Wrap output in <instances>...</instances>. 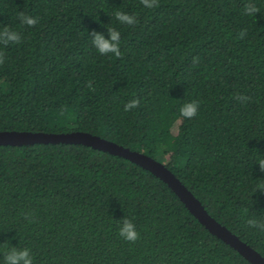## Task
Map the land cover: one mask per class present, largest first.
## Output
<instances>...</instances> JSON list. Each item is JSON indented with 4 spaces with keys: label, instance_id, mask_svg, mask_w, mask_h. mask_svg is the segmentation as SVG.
Returning a JSON list of instances; mask_svg holds the SVG:
<instances>
[{
    "label": "trees",
    "instance_id": "1",
    "mask_svg": "<svg viewBox=\"0 0 264 264\" xmlns=\"http://www.w3.org/2000/svg\"><path fill=\"white\" fill-rule=\"evenodd\" d=\"M158 3L0 0V28L22 35L0 45V130H82L157 158L264 256V231L246 223L264 221V0ZM116 11L138 23L121 25ZM20 12L39 22L22 26ZM108 27L121 33L120 59L92 45L89 33L109 38ZM132 99L139 106L124 111ZM193 100L197 115L181 117ZM125 218L135 243L118 234ZM24 247L34 264H252L159 177L72 143L0 145V264Z\"/></svg>",
    "mask_w": 264,
    "mask_h": 264
},
{
    "label": "water",
    "instance_id": "2",
    "mask_svg": "<svg viewBox=\"0 0 264 264\" xmlns=\"http://www.w3.org/2000/svg\"><path fill=\"white\" fill-rule=\"evenodd\" d=\"M35 143L83 144L129 159L167 183L185 203L189 211L213 235L236 249L252 264H264V256L214 218L194 193L161 160L144 152L133 150L130 147H126L100 135L82 130L60 133L0 130V145H25Z\"/></svg>",
    "mask_w": 264,
    "mask_h": 264
},
{
    "label": "clouds",
    "instance_id": "3",
    "mask_svg": "<svg viewBox=\"0 0 264 264\" xmlns=\"http://www.w3.org/2000/svg\"><path fill=\"white\" fill-rule=\"evenodd\" d=\"M140 4L148 9H153L159 7L158 0H139ZM259 12L258 7L254 3H247L244 5V14L249 16H256ZM115 19L121 25L133 26L138 23L137 17L133 14H129L123 11H116L114 13ZM20 24L22 26L34 27L38 22V18L29 16L24 12L18 14ZM91 37L92 45L96 48L98 53L102 56H108L111 54L117 59L122 57V52L120 50V39L121 33L118 29L114 27H108V37L105 38L103 33L91 32L89 33ZM246 35V31H241L239 33L238 39H242ZM22 41V35L20 31L14 30L9 26H3L0 28V45L8 46L10 44H19ZM199 57L194 58L193 63H197ZM5 62L4 53L0 51V64ZM91 88V81L88 84ZM239 101L247 103L251 97L238 95L236 97ZM139 99L130 100L125 106L124 111H130L133 108L139 106ZM200 107L199 101L193 100L191 102L185 103L181 106L179 112L180 116L186 119H192L197 115L198 109ZM259 164V169L264 173V158L257 161ZM256 191H264V183L257 185ZM247 210H245L246 212ZM30 214H24V218L29 221V223L34 222L29 219ZM247 225L250 228H258L264 231V221L247 220ZM119 236L123 237L126 241L135 243L140 239V233L136 229V224L128 218H125L119 226ZM4 264H34V257L32 251L28 247L24 248H11L6 251L4 256Z\"/></svg>",
    "mask_w": 264,
    "mask_h": 264
}]
</instances>
